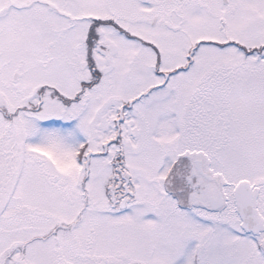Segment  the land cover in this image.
<instances>
[{"label":"snow or ice","instance_id":"1","mask_svg":"<svg viewBox=\"0 0 264 264\" xmlns=\"http://www.w3.org/2000/svg\"><path fill=\"white\" fill-rule=\"evenodd\" d=\"M0 264H264V0H0Z\"/></svg>","mask_w":264,"mask_h":264}]
</instances>
